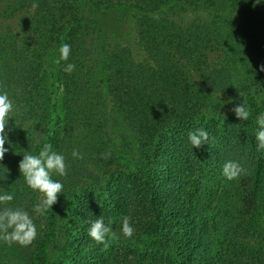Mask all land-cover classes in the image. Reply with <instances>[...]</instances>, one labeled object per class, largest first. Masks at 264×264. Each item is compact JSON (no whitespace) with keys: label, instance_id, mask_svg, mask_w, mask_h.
<instances>
[{"label":"trees","instance_id":"16d2710c","mask_svg":"<svg viewBox=\"0 0 264 264\" xmlns=\"http://www.w3.org/2000/svg\"><path fill=\"white\" fill-rule=\"evenodd\" d=\"M8 7L0 13V91L16 111L6 129L13 147L5 144L0 161V192L14 196L3 207L34 219L37 237L27 247L0 241V257L17 245L11 254L23 264H51L53 244L76 264H264V152L255 138L264 112L257 103L264 100V0H11ZM108 12L127 21L123 39L104 30ZM189 13L196 16L187 21ZM17 17L21 31L10 24ZM65 43L69 58L57 65ZM216 51L223 60L211 66ZM68 63L71 73L63 71ZM229 97L245 100L247 121L198 117ZM107 100L129 133L106 132ZM198 128L208 141L192 148L188 133ZM45 142L65 156L67 175H53L63 193L38 215L41 194L27 187L18 165ZM74 149L83 159H73ZM227 161L245 172L226 180ZM85 174L84 189L78 185ZM226 184L238 209L214 214L218 195L232 194ZM101 215L115 232L129 217L134 234L127 239L151 237L152 248L103 253L88 236ZM213 232L224 236L216 249Z\"/></svg>","mask_w":264,"mask_h":264},{"label":"clouds","instance_id":"9594fccd","mask_svg":"<svg viewBox=\"0 0 264 264\" xmlns=\"http://www.w3.org/2000/svg\"><path fill=\"white\" fill-rule=\"evenodd\" d=\"M260 3H262V0H255V4L259 5ZM58 51L59 57L54 61L57 65L61 61L68 60L71 46L66 43L62 44ZM74 70L75 65L72 63L66 64L63 68L65 73H71ZM262 70H264V67H262ZM229 103H233V101L231 99L228 101L223 100V105ZM257 103H264V100L258 99ZM15 111L16 108L9 94L6 91H0V161L9 151L5 144L8 143L9 147H13L9 139V132L6 129L10 121L14 119L13 113ZM231 111L238 119L244 121H247L250 115L244 99L242 104L236 105ZM256 124L257 151L264 152V112L257 114ZM188 140L192 148H200L202 145L207 144L208 133L205 129L198 128L188 133ZM71 155L73 159H83V155L79 150L74 149ZM21 156L22 159L18 165L21 176H23L27 187L40 193L42 197L33 206V212L43 215L48 209H52L53 205L57 203L58 195L63 193V183L58 179H53V175L59 177L67 175L65 156L54 151L52 144L48 142L42 144L38 154L34 155L31 152H26ZM244 172L245 169L235 161H227L222 169L223 177L229 181L237 179ZM13 200L14 196L10 192H0V241L7 243L9 246L18 243L22 247H27L36 239L37 227L34 219L22 208L3 207L6 202ZM120 232L125 238L133 236L134 228L129 222V217L122 218ZM88 236L98 244H103L106 248L109 246L108 241L118 238L117 233L113 231L112 221L109 220L105 223L102 215L90 222Z\"/></svg>","mask_w":264,"mask_h":264},{"label":"rangeland","instance_id":"374dc122","mask_svg":"<svg viewBox=\"0 0 264 264\" xmlns=\"http://www.w3.org/2000/svg\"><path fill=\"white\" fill-rule=\"evenodd\" d=\"M19 1V0H17ZM11 0H1L0 3V13L3 15V11L5 8H9ZM202 12V11H201ZM201 16L205 17L206 15L200 14ZM200 15H197V18H201ZM196 15L193 13H189L184 16L185 20H190L191 18L195 17ZM179 19V18H178ZM101 20L104 24V30L112 35V40L114 41L115 38L118 35H121L122 39L124 38L123 35L130 32V28L128 29L125 25V22H127L123 17L118 15L115 12H108L103 14L101 17ZM180 20V19H179ZM181 21V20H180ZM10 24L12 27H15L17 30H22V27L19 25L20 21L19 18H15L10 21ZM122 24V25H121ZM117 25H121L119 28ZM221 60H223V54L220 52H212L209 55V63L211 66H215L218 64ZM232 100L233 103H229L226 105H223V100L228 101ZM223 105V106H222ZM238 105V102L233 97L224 98V99H216L215 104H212L209 106V108L203 109L199 114L198 117L201 119H204L205 121H209L211 118H220L221 115L225 117H229L230 115L234 114V112L231 111L233 107ZM105 110L103 111V115H105V120H107L105 125V130L109 134L110 137L116 138L119 136H122L124 134L129 133V129L126 126L125 122L120 118V116L112 109V103L107 100V103L103 107ZM102 121H104V118H102ZM99 122V120L97 121ZM90 170H94L93 167L90 168ZM97 170V169H96ZM100 171V170H99ZM88 175L85 174L82 178L79 179V185L78 187H85L89 186V182L86 181ZM222 184H215L216 188L222 187ZM227 187V184L226 186ZM231 190V195H224L222 196V193L218 195L217 201L215 202V210L214 214L218 212V209H225L228 208L229 212L235 213L236 209H238L239 202L238 198L234 194V190L227 187V190ZM75 191V189H74ZM58 231L61 233H64L66 228V221L62 218L59 219L57 222ZM117 233V239L108 241L109 246L106 248L103 244H100V249L103 253L110 252L115 247L120 246H128L135 249H140L142 251H146L147 249L152 248V241L153 239L151 237H135L134 239H127L123 237V235L120 232ZM224 238L222 233L219 232H213L211 234V237L209 238V244L213 245L214 249H216L219 246V241ZM17 245L12 246V249L10 250L8 255H3V257H0V264H23V262L18 259L16 256L12 254H16L19 249L16 247ZM12 253V254H11ZM94 253V252H93ZM96 253L89 254V259H92ZM49 262L51 264H76L75 262H72L71 260L64 259L62 255H60L53 244L49 247Z\"/></svg>","mask_w":264,"mask_h":264}]
</instances>
